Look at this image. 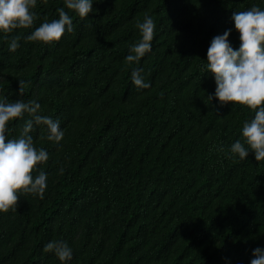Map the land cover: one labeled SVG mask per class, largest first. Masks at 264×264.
Here are the masks:
<instances>
[{
  "label": "trees",
  "instance_id": "trees-1",
  "mask_svg": "<svg viewBox=\"0 0 264 264\" xmlns=\"http://www.w3.org/2000/svg\"><path fill=\"white\" fill-rule=\"evenodd\" d=\"M253 5L264 0H97L86 19L70 12L73 33L43 44L25 37L64 4L38 0L33 27L11 34L16 52L0 34V95L37 100L65 132L59 145L33 132L48 188L0 213V264H60L44 251L53 239L72 247L71 264H249L264 247V161L229 156L252 112L207 99L201 60L228 29L238 48L232 14ZM148 15L153 50L135 67L151 87L137 90L125 57Z\"/></svg>",
  "mask_w": 264,
  "mask_h": 264
},
{
  "label": "clouds",
  "instance_id": "clouds-1",
  "mask_svg": "<svg viewBox=\"0 0 264 264\" xmlns=\"http://www.w3.org/2000/svg\"><path fill=\"white\" fill-rule=\"evenodd\" d=\"M38 0H0V34L8 42V50L20 48V36L11 34L17 29L33 27L37 15L34 9ZM97 0H63L57 9L58 18L45 21L27 37L28 41L51 44L61 40L65 33H73L75 25L71 13L86 19L94 12ZM67 9V10H66ZM231 20L239 36V46L234 48L229 41L233 29L212 38L204 62V74H211L214 93L208 94L211 102L218 100L222 105L231 102L251 110L252 117L243 123L242 139H237L227 150L230 157L246 160L254 153L255 160L264 161V8L253 5L243 11H235ZM140 39L129 46L125 60L133 66L131 83L137 90L151 87L143 68L135 67L146 54L152 52V42L157 24L148 15L137 22ZM21 84L23 82H20ZM21 91V90H20ZM27 117V118H26ZM22 121L19 135H10V122ZM43 127L47 140L59 145L65 136L58 119L42 114L37 100H9L0 95V213L16 211L19 198L31 194L44 198L48 188V173L38 169L49 160L45 148L35 145L33 132ZM225 151L223 147L219 149ZM61 173L63 169L61 168ZM35 173V174H34ZM44 251L53 253L60 264H71L72 247L62 239H53L44 246ZM249 264H264V247L252 250Z\"/></svg>",
  "mask_w": 264,
  "mask_h": 264
},
{
  "label": "bare ground",
  "instance_id": "bare-ground-1",
  "mask_svg": "<svg viewBox=\"0 0 264 264\" xmlns=\"http://www.w3.org/2000/svg\"><path fill=\"white\" fill-rule=\"evenodd\" d=\"M11 249V248H10ZM26 251V250H25Z\"/></svg>",
  "mask_w": 264,
  "mask_h": 264
}]
</instances>
